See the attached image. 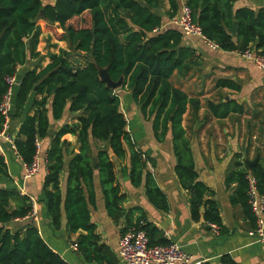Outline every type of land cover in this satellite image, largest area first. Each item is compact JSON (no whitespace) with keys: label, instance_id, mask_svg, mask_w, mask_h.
I'll list each match as a JSON object with an SVG mask.
<instances>
[{"label":"trees","instance_id":"obj_1","mask_svg":"<svg viewBox=\"0 0 264 264\" xmlns=\"http://www.w3.org/2000/svg\"><path fill=\"white\" fill-rule=\"evenodd\" d=\"M168 1L170 8L163 13L162 0H0V102L8 88L6 77L13 75L29 57L40 55L37 48L43 32L51 31L57 39L69 44L70 51L60 49L59 53H50V62L44 68H34L23 76L14 98L17 115L23 114L34 91L41 98L33 102L35 114L24 117L15 145L23 162L31 164L37 136L42 139L48 135L49 102L55 120L61 119L66 110L81 112L77 123L62 125L51 140L44 190L54 227L61 228L65 212L68 231H84L75 244L87 262L119 264L118 254L102 242L90 216V208L96 204V171L110 217L117 218L123 213L126 193L119 180L116 160L126 161L128 155L127 173L132 185L144 184L149 200L159 209H169L167 195L147 168V162L153 164V161L149 157L145 159L143 151L137 148L119 95L100 79L101 67L108 70L114 81L124 77L122 88L131 92L143 116L151 119L156 141L172 137L177 158L175 172L184 189L190 192L192 219L217 224L224 231L220 208L216 199L208 195L213 191L200 179L182 125L188 105L197 112L200 100L190 98L171 83L175 71L192 63L194 50L183 45L184 33L179 27H163L179 13L182 4V0ZM184 1L192 8L193 19L203 34L219 49L244 52L254 47L264 54V8H234L231 0ZM235 22L236 36L231 32ZM216 86L241 89L230 79H219ZM208 107L216 118L244 112V106L234 99L209 102ZM3 122L0 113V128ZM68 133L78 137L79 151L72 152L63 192L61 174L69 145L63 137ZM249 172L258 179L259 191L264 195L261 164L249 170L242 161L236 162L226 185L229 189L235 184L230 201L240 204L254 223L248 202ZM7 175L8 166L0 154V178ZM12 199L17 201L15 208L11 207ZM29 201V196L15 189L0 188V264H70L48 245L36 226L27 224L17 230L9 226L33 210ZM135 223H143L152 245L167 243L154 239L157 232L144 217L130 225ZM219 264L238 263L226 254Z\"/></svg>","mask_w":264,"mask_h":264},{"label":"crops","instance_id":"obj_2","mask_svg":"<svg viewBox=\"0 0 264 264\" xmlns=\"http://www.w3.org/2000/svg\"><path fill=\"white\" fill-rule=\"evenodd\" d=\"M181 3L185 1L182 0ZM240 7L259 10L264 8V0L234 2V8ZM169 8V1L162 0V12L166 13ZM182 43L194 50V56L189 67L174 72L171 83L187 93L190 98L200 100L201 107L197 112L192 105H188L182 125L186 130L200 179L213 191V194L208 195L216 199L220 208L224 231L214 233L203 219L198 221L192 219L190 192L184 189L175 172L177 158L172 137H167L163 142L156 141L152 121L149 122L150 125L143 122V126H136L135 131L140 133L136 139L139 138L140 141L132 137L137 148L143 151V157L145 159L149 157L153 161V164L147 162V168L167 195L169 209L157 208L149 200L144 184L139 187L132 185L127 173L130 166L128 155L126 161L116 160L119 180L126 193V198L122 201L123 213L117 218L109 216L99 173L96 171L94 177L96 204L90 208L91 220L96 224L102 242L117 254L122 233L133 225H130L131 222L134 223L139 217H144V220L152 225L151 229L157 232L154 234L156 241L179 243L185 251L193 254L200 264L206 262L219 264L222 256L226 254L231 255L238 264H264V244L251 234L255 222L246 216L240 204H232L230 201L235 184L229 189L226 185V178L236 169V162L242 161L248 168L246 161H254L259 157L257 164L264 167V72L241 56L238 51L212 48L199 36L184 35ZM60 49L70 51L68 42L57 39L51 31L43 32L37 48L40 55L36 58L29 57L24 65L18 67L19 81L16 91L25 73L34 68L38 70L44 68L50 62L49 54L59 53ZM219 79H230L239 84L241 89L238 91L228 87H217L216 82ZM115 91L120 97L121 109L127 116L125 106L129 107L131 102L135 103L131 92L120 93L122 89ZM36 98L40 99L41 95L34 91L20 116L16 113L14 102L7 128L8 135L16 139L24 117L35 114L33 102ZM230 99L237 100L244 106L242 114L231 113L226 118H216L209 110V102L220 103ZM48 108L50 128L48 135L41 140V155L44 157L55 132L64 124L77 123V118L81 114L66 110L61 119L55 120L51 114V101ZM140 114L142 117L141 110ZM128 130L131 132L129 127ZM63 140L69 143L65 168L61 174V187L65 192L69 160L73 151H79V142L78 137L71 133L66 134ZM3 145L2 155L8 166V175L0 178V188L15 189L21 195H32L36 199L35 215L16 223L12 222L9 226H15L16 230L27 224L36 226L48 245L70 264H98L87 262L85 257L72 247L84 231L69 232L65 212L61 228L54 227L46 204L45 173L26 177L25 163L20 155L12 149L7 140ZM95 160V167L96 165L98 167L97 159ZM16 206L17 201L12 199L11 207ZM119 264H122L120 258Z\"/></svg>","mask_w":264,"mask_h":264},{"label":"built area","instance_id":"obj_3","mask_svg":"<svg viewBox=\"0 0 264 264\" xmlns=\"http://www.w3.org/2000/svg\"><path fill=\"white\" fill-rule=\"evenodd\" d=\"M236 2L237 0H231ZM175 25L179 27L185 36H199L210 47L218 48L217 44L211 42L203 34L201 26L193 19L192 8L182 3L179 13L164 24ZM156 30V29H155ZM245 59L251 61L257 68L264 72V54L261 50L250 47L244 52H239ZM18 69L10 76L6 77L8 88L3 95L0 102V113L4 118L3 126L0 128V154L4 151V141L7 140L12 149L17 152L15 145V138L7 134L13 108L16 88L18 85ZM42 139L37 136L36 138V154L31 164L25 163V176L31 177L41 173H47V154L41 155ZM18 153V152H17ZM248 202L251 206L253 217L255 219V227L251 232L255 239L264 244V195L260 193L258 188V179L252 174L248 173ZM30 202L33 205V210L24 218H17L16 221H21L28 217L35 215L36 199L34 196L29 195ZM141 223L133 224L129 227L119 239L118 257L121 259L122 264H200L195 256L183 249V247L174 241L164 244L152 245L147 231L142 227ZM214 233H219L220 228L217 224L209 223ZM72 247L78 250L77 245L74 243Z\"/></svg>","mask_w":264,"mask_h":264},{"label":"rangeland","instance_id":"obj_4","mask_svg":"<svg viewBox=\"0 0 264 264\" xmlns=\"http://www.w3.org/2000/svg\"><path fill=\"white\" fill-rule=\"evenodd\" d=\"M164 8V7H163ZM162 11V10H161ZM164 11V9H163ZM165 12V11H164ZM53 33V32H52ZM54 34V33H53ZM43 47V45H42ZM118 89H122V91L120 93H126V92H130L128 89H123L122 87L118 88ZM127 105V104H126ZM125 110H126V113H127V117H128V123H129V129H131V134L132 136L134 137V139H136L137 137H139L140 133L136 132V126L137 125H140V126H143V122L144 123H148L147 125H150L151 123V119L149 118H145L142 114V117H141V114H140V106L135 104V103H132L131 102V105L128 107L125 106ZM142 113V112H141ZM150 122V123H149ZM138 141V139H136Z\"/></svg>","mask_w":264,"mask_h":264},{"label":"water","instance_id":"obj_5","mask_svg":"<svg viewBox=\"0 0 264 264\" xmlns=\"http://www.w3.org/2000/svg\"><path fill=\"white\" fill-rule=\"evenodd\" d=\"M41 13L43 15L44 14V10H42ZM231 32H232V34L234 36H236V34H237V22H235L234 27L231 30ZM99 76H100V79L102 81H104L105 83H107L108 87H110V88H112L114 90L122 87V85H123L124 77H121V79L118 80V81H114L110 77L109 72H108V70L106 68H102V67L99 68ZM258 162H259V157L257 159H255L254 161H248L247 160L246 161V164H247L248 169L251 170ZM96 167H97V165H96Z\"/></svg>","mask_w":264,"mask_h":264}]
</instances>
